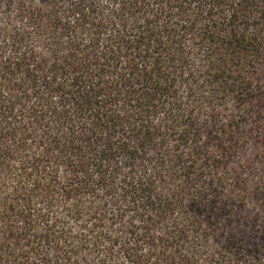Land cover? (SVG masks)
Wrapping results in <instances>:
<instances>
[{"label":"trees","instance_id":"16d2710c","mask_svg":"<svg viewBox=\"0 0 264 264\" xmlns=\"http://www.w3.org/2000/svg\"><path fill=\"white\" fill-rule=\"evenodd\" d=\"M0 264H264V0H0Z\"/></svg>","mask_w":264,"mask_h":264}]
</instances>
